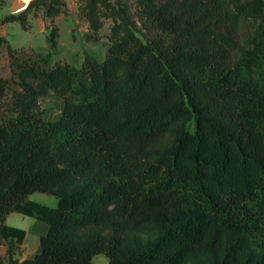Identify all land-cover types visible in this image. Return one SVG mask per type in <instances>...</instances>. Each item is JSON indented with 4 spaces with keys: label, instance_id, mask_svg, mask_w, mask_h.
I'll list each match as a JSON object with an SVG mask.
<instances>
[{
    "label": "trees",
    "instance_id": "16d2710c",
    "mask_svg": "<svg viewBox=\"0 0 264 264\" xmlns=\"http://www.w3.org/2000/svg\"><path fill=\"white\" fill-rule=\"evenodd\" d=\"M80 1L89 41L113 21L104 60L54 64L56 29L45 54L8 47L0 264H264V0ZM37 4L65 5L3 21L28 29ZM50 93L56 121L39 110ZM12 213L49 226L33 258L20 260Z\"/></svg>",
    "mask_w": 264,
    "mask_h": 264
},
{
    "label": "rangeland",
    "instance_id": "374dc122",
    "mask_svg": "<svg viewBox=\"0 0 264 264\" xmlns=\"http://www.w3.org/2000/svg\"><path fill=\"white\" fill-rule=\"evenodd\" d=\"M64 6L62 12L55 16L47 14V6L37 4L28 14V29H24L20 22H4V18L11 15L18 9L17 0H0V79L9 80L12 78L10 57L8 47L11 45L18 51L28 53L50 51L48 37L56 29L58 32V49L53 56L54 64H72L81 66L87 54L98 60H104L110 44V34L113 27L111 19L104 20V26L99 33L98 41H89L87 35L91 32L90 25L83 13L80 0H62ZM135 10L136 0H123ZM244 31V30H243ZM15 92L7 89L5 95H0V122L6 114L14 113ZM64 109V99L54 93L39 99V110L48 121L59 119ZM29 199L50 207H56L57 197L36 192L29 196ZM38 222L30 216L20 213H12L7 218L10 226L26 229L29 235L36 233ZM35 236V235H34ZM31 244V241L28 242ZM9 244L6 241L0 243V254L7 258ZM27 252V247L21 249V254ZM97 264H110V259L105 254H99L94 258Z\"/></svg>",
    "mask_w": 264,
    "mask_h": 264
},
{
    "label": "crops",
    "instance_id": "0c3cea01",
    "mask_svg": "<svg viewBox=\"0 0 264 264\" xmlns=\"http://www.w3.org/2000/svg\"><path fill=\"white\" fill-rule=\"evenodd\" d=\"M24 230H26V229H24ZM48 230H49V226L44 222H40L37 225L36 233H33L35 236L29 235L28 231L26 230L27 235H26V238H25L24 243L22 245V249H24V247H27V252L23 253L19 256L20 260L33 258L38 253H40V251H41V244H40L41 237L46 235L48 233ZM30 241H31V244L28 243Z\"/></svg>",
    "mask_w": 264,
    "mask_h": 264
},
{
    "label": "water",
    "instance_id": "95a60500",
    "mask_svg": "<svg viewBox=\"0 0 264 264\" xmlns=\"http://www.w3.org/2000/svg\"><path fill=\"white\" fill-rule=\"evenodd\" d=\"M35 1L37 0H17L16 4L18 6V9L12 14H19L27 11Z\"/></svg>",
    "mask_w": 264,
    "mask_h": 264
}]
</instances>
